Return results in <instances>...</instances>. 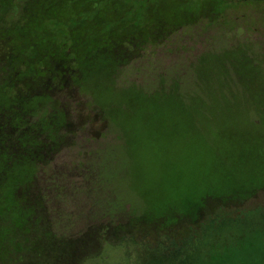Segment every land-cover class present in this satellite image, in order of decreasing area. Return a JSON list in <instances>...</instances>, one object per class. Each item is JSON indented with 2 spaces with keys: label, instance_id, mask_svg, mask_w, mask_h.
<instances>
[{
  "label": "rangeland",
  "instance_id": "rangeland-1",
  "mask_svg": "<svg viewBox=\"0 0 264 264\" xmlns=\"http://www.w3.org/2000/svg\"><path fill=\"white\" fill-rule=\"evenodd\" d=\"M20 43L60 145L33 173L8 90L0 264H264V3L0 0V78Z\"/></svg>",
  "mask_w": 264,
  "mask_h": 264
},
{
  "label": "trees",
  "instance_id": "trees-1",
  "mask_svg": "<svg viewBox=\"0 0 264 264\" xmlns=\"http://www.w3.org/2000/svg\"><path fill=\"white\" fill-rule=\"evenodd\" d=\"M16 46H17L16 47L17 53L15 54L16 56L14 57L13 61H12V58L10 61L13 68L9 67V71L4 73L6 75L4 76V74H2V76L0 78V82H3V83H0V99H6V97H7L6 94L8 93V90H10V92L12 91V93H10V95H8L9 96L8 100L6 99V101H7L6 104L8 105L7 107L11 110V117H9L10 122H13V126H14V128L12 129V134L23 135V136L25 135V137L28 138L27 142L24 143V145L22 146V149H24L22 156H24V157L28 156L29 162H33L36 165V167L34 166L35 169L33 168L34 169L33 173H34L36 168H38L39 165L41 167L46 166V164L48 162L47 159H49V157L52 154H55L58 151V147L60 144L57 142L56 139L47 140L45 138L46 141H44V142L42 141V142L44 144V148L47 147L48 151L43 149V152H41L40 154L34 153V152H32L33 154L27 153L28 148L31 145L33 146V144L35 142H38L37 138L38 137L42 138V137L37 132L33 131L36 128L35 123L32 122L33 121V119H32V117H33L32 113L33 112L32 113H31V111L27 112L25 110V107H27L31 103H33L34 108L40 110L41 109L40 99L45 98L44 96L46 94H45V91H33V92H30L29 94H28V92L27 93H24V92L21 93V91L18 89L19 88L18 86H21L22 83L24 82V78H28V76L31 77L30 75H32V77L30 79L35 81L36 77H38L41 70L34 69L33 65L28 66L27 63H25L26 62L25 54L27 53L26 48L21 43L19 45H16ZM46 47H47V45H46ZM29 48H32V50L35 52L36 48H37V44L33 43L31 45V47H29ZM27 49H28V47H27ZM22 57H25L24 62H23V60H20V58H22ZM53 62L56 63L54 59L49 58L47 65L50 66L51 64H53ZM15 63H18L19 65H23L22 70L16 69ZM27 69H29V70H27ZM51 69L52 70L51 71L49 70V72L51 74L55 75L57 72L54 71L55 69L53 70V67H51ZM55 77H56V75H55ZM67 77L63 76L62 79L68 80ZM47 82L48 83L45 86H48L50 84L49 81H47ZM46 97H47V99H49V101L52 100V98H50L48 95H46ZM2 110H4V109H2ZM5 110H7V108H5ZM0 114L4 115V113L2 111H0ZM9 118L7 119V121H9ZM61 120H62V128H63V125L66 122V116H65V112L62 109H61ZM49 123H50V121H49ZM47 126L52 127L50 124H47ZM3 129H4V126L0 127V167H4V166L8 165V158H9L8 154H7L8 148L11 147L10 150H12V151H16L19 148L18 143L12 144L11 146L9 144H5V142H4L5 133H4ZM5 131L8 132L7 128H5ZM29 142H31L32 144ZM7 145H8V147H6ZM50 152H53V153L51 154ZM16 154L17 153H14V152L11 154L13 164L20 162L19 159H17L19 156H17ZM1 171H2V169L0 170V172ZM3 174L0 173V189L3 186V184H2ZM17 192L18 191L16 189H13L11 192L12 195L10 194V196H9V197H12L11 206H10V204H8L6 206V203L3 201L0 202V216H4V213H6L7 211L9 212L10 210H14L17 207V209L20 213V215H19L20 221L22 220V222H23L27 217V213L25 212L24 206H21V204H20L21 202L19 200V195ZM234 202L236 203V201H234ZM21 210H23V212H21ZM199 214L200 213H198L197 216L194 215V220L192 222H189V224H191V225L197 224L198 221L201 219L199 217ZM220 217H221V212H220ZM221 218H223V217H221ZM20 224L22 226L21 222H20ZM0 225H2V222H0ZM106 233H107L106 231H103L102 233L99 234L98 237L102 238L103 236L106 235ZM167 239H168V236L164 235L159 243L165 244V242H167ZM0 247L4 248L6 246H4V244H0ZM3 251H4V249H2V250L0 249V253Z\"/></svg>",
  "mask_w": 264,
  "mask_h": 264
},
{
  "label": "flooded vegetation",
  "instance_id": "flooded-vegetation-1",
  "mask_svg": "<svg viewBox=\"0 0 264 264\" xmlns=\"http://www.w3.org/2000/svg\"><path fill=\"white\" fill-rule=\"evenodd\" d=\"M211 1H213V0H211ZM214 1H216V0H214ZM242 1H244V2H259V3H264V0H242Z\"/></svg>",
  "mask_w": 264,
  "mask_h": 264
}]
</instances>
